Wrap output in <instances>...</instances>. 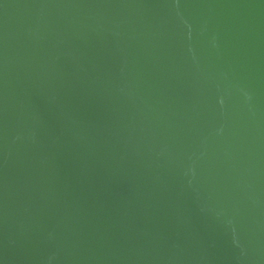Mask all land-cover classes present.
Wrapping results in <instances>:
<instances>
[{
  "label": "water",
  "instance_id": "95a60500",
  "mask_svg": "<svg viewBox=\"0 0 264 264\" xmlns=\"http://www.w3.org/2000/svg\"><path fill=\"white\" fill-rule=\"evenodd\" d=\"M0 264H264V0H0Z\"/></svg>",
  "mask_w": 264,
  "mask_h": 264
}]
</instances>
